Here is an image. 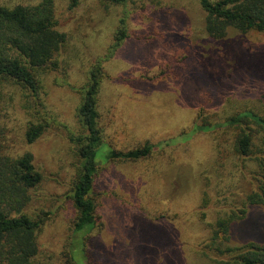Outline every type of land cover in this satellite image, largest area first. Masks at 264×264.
Masks as SVG:
<instances>
[{"label":"rangeland","instance_id":"1","mask_svg":"<svg viewBox=\"0 0 264 264\" xmlns=\"http://www.w3.org/2000/svg\"><path fill=\"white\" fill-rule=\"evenodd\" d=\"M1 1L30 5L38 0ZM55 7L58 9L60 30L68 33V41L61 52L60 69L44 76L45 93L42 94V101L46 104L48 114L44 110L42 119L50 127L36 144L21 143L22 124L26 116L20 112V108L27 101L20 89L13 102L17 117L9 123L12 132L5 139L14 154L32 151L36 165L44 174L41 184L33 190V200L28 207L30 213H45L46 218L39 238V264H71L75 211L68 194L76 179L77 159L75 144L70 136L84 131L77 114L83 100L80 89L88 83L89 73L98 63L103 67L98 94V122L104 130L106 141L125 150L139 146L147 139L158 143L160 147L156 148L150 160L108 163L100 171L95 187L100 219L92 233L95 237L88 244L91 262L87 261V264H108L112 260L115 264H218L214 259L218 257L215 252H211L210 257L199 253L208 235L207 227L200 219L193 220L186 227L178 221L180 219L164 220L144 227L141 218L135 214L137 211L127 205L129 197H145L142 185L145 179H141L140 174L151 170H155L160 183H163L161 192L167 195L160 192L153 194L146 206L152 208L155 204L157 206H153V209H158L164 215L176 212L182 214L179 207L173 206L171 209L168 206L170 194L164 191L175 179L170 177L173 172L177 173L175 182L182 185L183 177L187 181L185 187L190 185L195 198L202 195L203 185L208 181L210 185H217L215 179L210 181V175L206 181L204 175L208 174L202 173L209 165L206 158L211 150L208 137L202 134L195 142H188L183 139L182 133L191 129L201 106L206 113L214 116L224 114L223 104H218L217 98L208 89L201 91L197 103H190L189 96L191 99L195 92L187 79V72L191 66L198 67V64L193 62L190 46L176 47L170 36L183 34L196 39L203 35L201 24L205 12L200 4L197 0H80L79 5L71 9L67 0H56ZM119 29H126L127 38L114 51L113 44ZM243 38L247 46H264V34H250ZM155 45L157 47L153 48ZM208 45L205 44L203 48L204 55L200 62L205 67L200 63V70L214 73L219 78L221 70L213 64L217 57L224 54H220V47L209 48ZM133 48L143 51L144 48L153 49L155 54L141 61L131 60L128 59V53ZM230 54L242 60L246 52L232 45ZM229 82L224 80L222 88L229 85L232 95L244 87L238 86L235 81L232 84ZM263 82L264 77L257 75L246 81L245 90L260 94L263 92ZM196 89L197 93L199 86ZM179 102L186 111L180 116L169 111L173 106L172 109H176L175 103ZM258 103L260 105L255 107L264 111V99ZM160 113L171 120L160 117ZM177 136L180 138L178 142L174 141ZM105 143L102 150L108 148ZM192 148L202 154L189 156ZM201 157V160H197ZM215 159L217 170H223L226 166L224 156L216 155ZM187 162L190 164L185 167ZM227 168L230 170L229 166ZM223 171L227 172L226 168ZM186 172L191 173L192 180L184 177ZM210 197L207 217L212 220L216 209L222 204L215 196ZM253 208L244 220L233 224L232 244L239 245L252 240L264 242V206ZM140 226L143 227V238L135 237L141 231L138 228ZM76 256L82 263L81 248L76 251Z\"/></svg>","mask_w":264,"mask_h":264},{"label":"trees","instance_id":"2","mask_svg":"<svg viewBox=\"0 0 264 264\" xmlns=\"http://www.w3.org/2000/svg\"><path fill=\"white\" fill-rule=\"evenodd\" d=\"M67 1L71 9L80 3V0ZM197 1L205 12L201 24L203 35L196 39L183 34L170 36L176 47L190 46L193 62L198 64V67L193 64L187 72V79L195 92L191 99L188 95L190 103H197L201 91L208 89L217 98V103L223 104L224 114L214 116L206 113L201 106L191 129L182 133L183 139L188 142H195L202 134L208 137V146L211 144L212 151L209 150V156H206L209 165L202 173L208 174L204 175L206 181L210 179V175V181L215 179L217 185H210L208 181L203 185L202 195L195 198L190 185L185 187L187 181L183 177L184 186L175 182L177 173L173 172L170 177L175 179L164 191L170 194L168 206L171 209L173 206L179 207L182 214L176 212L164 215L158 209H153L157 205L153 204L152 208L146 206L153 194L160 192L167 195L161 192L163 183H160L155 170H151L140 174L141 179H145L142 184L145 197H129L127 205L137 211L135 214L141 218L144 227L147 224L155 225L164 220L178 219L186 227L193 220L200 219L207 227L208 235L202 243V252L199 250V253L210 257L211 252H215L218 257L214 259L218 264H264V242L252 240L239 245L232 244L233 224L244 220L252 211L251 208L264 206V111L255 107L264 99V87L261 89L263 92H258L260 94L245 90L246 81L257 75L264 77V46H247L243 38L250 34H264V0ZM55 5L56 0H38L30 5L17 1L8 4L0 0V264H39L41 258L39 238L46 219L45 213H30L28 207L33 200V190L41 184L44 174L36 165L32 151L14 154L5 139L12 132L9 123L17 117L13 102L20 89L27 101L20 108V112L26 116L22 124L21 143L24 141V144H36L50 127L42 119L44 110L48 114L46 104L42 101V94L45 93L44 76L52 70L60 69L61 52L68 41V33L60 30ZM125 38L126 29H119L113 44L114 51ZM207 43L209 48L220 47V54H224L217 57L213 64L221 70L219 78L214 73L200 70L203 48ZM232 45L235 49L240 48L246 52L244 59L238 60L236 55L230 54ZM155 47L157 45L153 46ZM144 49H131L128 59L141 61L144 57L155 54L153 49ZM202 65L204 66L203 63ZM102 75L103 67L98 63L90 71L88 83L80 89L83 100L77 114L84 131L70 136L75 144L77 159L76 179L68 194L75 211L71 264L91 262L88 244L95 237L92 233L100 219L95 187L104 165L150 160L156 148L160 147L150 139L127 150L118 149L112 142L106 141L104 130L98 122V94ZM224 80L230 81L229 84L235 81L238 86L244 87L232 95L229 85L222 88ZM197 85L200 90L196 93ZM175 104L177 108L172 109L173 106L170 112L178 116L186 112L181 102ZM216 116L218 117L215 118ZM160 117L171 120L163 113H160ZM174 141L178 142L180 138L177 136ZM103 143L108 148L102 150ZM198 151L192 148L189 156L201 155ZM216 155H223L226 159L227 172L223 171L225 168L221 172L217 170ZM201 159L202 157L197 158ZM189 164L187 162L184 166L188 167ZM183 175L190 179L192 177L189 172ZM196 179L202 183L197 176ZM131 190L134 192L133 188ZM210 195L218 198V202L222 204L216 209L212 220L207 217ZM100 225L102 226V222ZM138 228L141 231L135 237L143 238V227ZM79 248L83 256L82 263L76 256ZM111 263L115 264L113 260L108 262Z\"/></svg>","mask_w":264,"mask_h":264}]
</instances>
